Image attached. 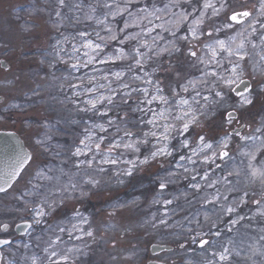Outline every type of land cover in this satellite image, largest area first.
I'll use <instances>...</instances> for the list:
<instances>
[{"label": "rangeland", "instance_id": "obj_1", "mask_svg": "<svg viewBox=\"0 0 264 264\" xmlns=\"http://www.w3.org/2000/svg\"><path fill=\"white\" fill-rule=\"evenodd\" d=\"M250 1L240 0L241 5L236 9L254 10L258 0ZM149 2L163 8L168 0H140L139 6L142 7ZM77 3L83 5V10L80 12L72 8V5ZM103 3L104 0H99V4L97 0H66L68 6L63 9V14L69 18V21H66L64 27L57 30L48 23L50 13H53L56 6L55 0H0V65H2V61L7 64V67H0V131L17 133L23 139L31 155L34 156L23 174L14 182V187L7 192H0V225L5 223L9 225L7 231L0 230V237L12 239V243L3 249L1 264H33L34 257L36 264H48L46 259L48 253L45 249L48 247L49 239H55L54 233L59 234L58 226L69 228L70 223L78 224L85 231H92L94 234L93 237H87L82 236L80 232H74L72 239H69L67 234H61L63 243L59 245L60 249H79L73 254L74 264H158L161 259L165 260L167 264H204V261L210 257V253L218 250V246L213 248L209 245L205 251L200 249L197 244L189 243L187 239L186 228L189 225L186 223L185 217L191 219L193 216H197L202 220L205 212L212 213L211 206L202 203L205 191L195 192L191 187L193 183L201 182L199 176L196 181L191 179L192 175H195V172L192 171L193 168L200 173L209 171L210 178L216 179L236 168L246 171L248 158L241 154L242 150H261L260 140L244 142L234 137L230 144L232 159L217 160V163L221 164V169H217L214 164L209 168L208 164L203 163L202 158L192 157L197 161L195 165L187 161H180L181 155L190 156L191 151L181 147L184 137L176 136L171 140V146L176 149L172 156L160 157L146 165H139L131 176L122 178V175H116L117 172L122 173L129 166L124 164L100 165L99 158L91 168L84 165L77 167L78 161L84 157H72L71 151L83 138L84 129L96 123H105V121L95 112L79 111L78 108L83 109L87 106L85 102L89 96L75 97L71 89L67 87L61 89L59 87L61 80H53V76L62 78L68 77L71 73L73 76L83 77L87 80L90 75L99 77L101 74L110 75L111 72L120 71L124 68L125 62L108 65L94 64L88 68H82L78 72H72L63 62L56 64L55 69H51L47 62L41 64L40 58L49 53H52L54 57L52 46L57 41L63 42L65 37H67V43H62V46L70 52L73 44L79 46L81 42L77 33L99 31L100 26L94 20H85L84 16L90 12L89 5H93L97 7L95 15L102 19V13L107 11L101 7ZM41 9H46V11H40ZM174 11H179V9H174ZM226 15L227 13H222L219 18L212 17L208 21V26L222 24ZM75 16L80 17L79 23L71 20ZM208 16L211 17L210 10ZM51 18L54 19V14ZM127 19L125 14L123 17H117L116 22L122 26L123 20ZM25 28L30 30L25 31ZM257 28L259 30V25ZM131 31H138V29H131ZM101 35L104 33L102 32ZM164 35L167 36V33ZM215 35L220 39H227L229 36H234L235 31L224 30ZM258 35L259 31L257 36L253 37L257 44H259ZM135 43L134 41L129 42L126 45V50H131ZM119 47L121 45L118 42L112 41L105 54L111 55L113 50ZM248 51L250 57L246 58L244 66L247 76L243 79L249 81V86L255 96V103L248 106L243 112V120L255 128L264 117V76H261L259 71H253V64L259 60L260 48L252 49L249 46ZM64 59H67V56ZM218 59H221L223 67L230 69L231 66L223 57H218ZM169 62L181 72V77L178 78L173 71L158 70L153 73V79H158L161 82L160 86L165 89L166 95L170 94V89L182 92L180 86L185 83V79H197L204 68L203 65L193 66L194 61L181 54H176L173 57L165 54L160 58V68H167ZM156 67V63L149 62L145 65L144 70L151 72ZM94 68L97 70L96 72L93 71ZM72 82L76 83L77 81ZM100 82L104 83L103 80ZM34 91L38 94H33ZM191 92L192 89H189V93ZM189 93H182V95L191 100ZM105 94L107 93L105 92ZM203 94L207 95L208 93L205 91ZM232 96V103H235L239 97L235 93H232ZM135 99L134 94L128 105L120 104L109 113V116L115 118L117 113L123 115V112H128L127 127L133 132L141 130L146 132L151 128V125L146 127L145 124L139 122L151 119V114L146 111L143 113L131 111L137 106ZM172 99L178 100L179 97ZM71 100H78V105H74ZM16 105L20 107L17 108ZM148 107L159 110L156 104ZM160 108H163V105ZM248 114L255 115L257 119H249ZM120 127L124 128L125 125L120 124ZM224 130L225 126L219 116L208 121L204 129L210 138L217 140L222 137ZM249 130L251 129L245 128L242 135ZM45 132L52 137L49 141V151H44L35 144V141L41 138ZM200 132L201 129L194 127L186 135L192 141ZM113 133L114 129H109V140ZM257 135L260 134L257 133ZM156 144L157 141L150 138L148 144L140 145L139 153L127 152L121 159L135 160L139 156L142 160L155 150ZM192 147H195V144ZM91 156L92 153H88V158ZM257 161L264 163V155L257 157ZM177 163L184 164L189 171L185 173L178 169ZM97 165L102 166L105 172H99ZM39 169L46 170L47 175L53 179L49 181L37 177L35 173ZM88 176L97 179L100 182L99 185L85 184ZM164 179L171 182L166 189L161 190L159 183ZM230 179L233 180V183L239 181L238 186L240 187L247 184L245 175L232 176ZM72 183L77 184L87 194L79 196L78 193H72L76 196L75 199H65L63 204H58L55 211L46 218V222L28 230L29 235L18 234L14 230L15 225L21 222V217L28 216L22 210V203L18 199L26 188L31 190L33 185H42L40 191L48 195L50 199L58 201L62 196L61 189L67 188L71 193L70 184ZM219 187L220 191L224 192V186L219 185ZM248 187L250 192H255L257 195L249 198L247 206H241L239 215L250 219L246 218L234 226L229 225L231 227V231H229L225 226L229 217L224 216L222 218L224 222L219 223L221 236L206 237L217 241L218 244L225 245L231 239L234 244L238 245L242 256H234L233 264H251V261L243 259V253L247 252L248 245L258 240L260 235H264V232L261 231L264 229V218L254 215L256 206L251 203L252 198L260 197L261 186L256 184ZM206 191L210 194L214 190L207 189ZM27 199L31 201L33 198L27 197ZM154 199H169L173 200V203L171 205L154 203ZM73 209H78L88 220V223L80 224L78 220L72 219ZM130 212L135 214L134 219L127 221L128 217L126 218L125 215ZM153 215L157 217V220L167 219L171 226L153 228L150 223H145L150 221ZM213 218L215 219V217ZM231 218L235 219L236 217L233 215ZM123 222L125 224H120ZM181 225L184 227L182 228ZM207 230V225H205L204 231ZM215 230L213 229V232ZM118 232L128 233L122 237L118 236L124 243L123 246L118 245V240L112 237ZM76 236L82 238L77 240ZM155 243L172 245L174 248L153 254L151 245ZM179 243H184L185 247L180 248ZM261 243L264 244V241ZM254 259L260 261L264 258L257 256Z\"/></svg>", "mask_w": 264, "mask_h": 264}, {"label": "snow or ice", "instance_id": "obj_2", "mask_svg": "<svg viewBox=\"0 0 264 264\" xmlns=\"http://www.w3.org/2000/svg\"><path fill=\"white\" fill-rule=\"evenodd\" d=\"M55 3L56 6L53 13H50L48 23L51 27L59 30L64 27L66 21H69V18L63 14V9L68 5L66 0H55ZM97 3L99 4V0ZM139 5L140 0H104L101 7L107 11L102 13V19L95 15L97 7L89 5L90 12L85 14L84 19L94 20L100 26V30H94V33L87 31L77 33L81 42L79 46L73 44L70 52L62 46V43H67V37H65L63 42L57 41L52 46L54 57L52 53H49L40 58V63L47 62L51 69H55L56 64L63 62L72 72H78L82 68H88L94 64L108 65L125 62L124 68L120 71L111 72L110 75L101 74L99 77L90 75L87 80L83 77L73 76L71 73L68 77L53 76V80H61L59 84L61 89L65 87L71 89L75 97L89 96L85 102L87 106L83 109L78 108L79 111L95 112L105 121V123H96L84 129V136L71 151V156L84 157L78 161L77 167L84 165L91 168L97 158L100 160V165L124 164L129 167H126L122 173L117 172L116 175L131 176L139 165H146L160 157L172 156L176 149L171 146V140L176 136H182L184 139L181 141V147L190 149L191 155H181L180 161H187L195 165L197 161L192 157H197L198 159L202 158L203 163L208 164L209 168L214 164L217 169H221V164L217 163V160L232 159L230 144L234 137L244 142L260 140L261 150H242L241 152L248 158L246 171L236 168L224 176L211 179L209 171L200 173L196 172L195 168L192 170L195 175H192L191 179L196 181L199 176L201 182H195L191 187L195 192L205 191L202 203L211 206L212 213L205 212L202 220L197 216H193L191 219L185 217L186 223L189 225L186 228L188 242L197 244L200 249L205 251L209 245L213 248L218 246V250L212 251L204 264H233L234 256H242L239 246L234 244L231 239L225 245L218 244L217 241L206 237L221 236L219 223L224 222L222 219L224 216L229 217L225 224L229 231H231L229 225L234 226L246 218L250 219L239 215L241 206H247L249 198L257 195L255 192H250L249 185L259 184L261 186L260 197L252 198L251 203L256 206L254 215L264 218V163L257 161V156L264 154V117L255 128H252L251 124L245 123L243 112L248 106L255 103V96L250 86H247L244 92L237 90L240 84L245 83L243 78L247 76L244 66L246 58L250 57L249 46L252 49L260 48L259 60L253 64V71H259L260 75L264 76V22H262L264 20V0H258L254 10L246 8L237 10L232 7L231 0H168L163 8L157 7L152 2L145 3L142 7ZM72 8L80 12L83 10V5L73 4ZM174 9H179V11H174ZM209 10L211 17L208 16ZM40 11H46V9ZM222 13H227L222 24L208 26V21L212 17L219 18ZM52 14H54V19L51 18ZM125 14L128 19L123 20L121 26L116 22V18L123 17ZM71 20L79 23L80 17L75 16ZM257 25H259V30ZM131 29H138V31H131ZM24 30L29 31L30 29L25 28ZM224 30H234L235 35L229 36L227 39H220L215 35ZM258 31L259 44L253 40ZM102 32L104 35H101ZM153 33L155 35H152ZM164 33H167V36ZM112 41L118 42L121 47L114 49L111 55H106V49ZM133 41L136 42L135 45L131 50H126V45ZM165 54L169 57L181 54L192 59L193 66L203 65L200 77L185 79V83L180 86L182 92L170 89V94L166 95L165 89L160 86L161 82L158 79H153V73L158 70L173 71L178 78L182 74L173 67L171 62L167 68H160V58ZM65 56L67 59H64ZM50 57L51 59H49ZM218 57H223L231 66L230 69L223 67L222 61ZM149 62L157 64V67L153 68L151 72L144 70L145 65ZM0 67H4V65H0ZM93 71L97 70L94 68ZM101 80L104 83H101ZM72 81L77 82L73 83ZM189 89H192L191 93H189ZM205 91L208 93L207 95L203 94ZM182 93H189L191 100L184 98ZM232 93L239 97L235 103H232ZM33 94L38 93L34 91ZM134 94L137 106L131 111L142 113L146 111L151 114V119L139 122L145 124L146 127L151 125V128L146 132L142 130L133 132L127 127L128 112H123V115L117 113L115 118L109 116V113L120 104L128 105ZM175 97H179V99H172ZM71 102L78 105V100H71ZM153 104H156L159 110L148 107ZM161 105L163 108H160ZM15 107L19 108L20 106L16 105ZM217 116L221 118L222 124L225 126L224 133L218 140L210 138L204 131L208 121L216 119ZM120 124H124L125 127L121 128ZM194 127L201 129V132L197 133L196 138L190 141L186 134H189ZM245 128H250L251 132L242 135ZM109 129H114L111 140L108 137ZM51 138V135L45 132L41 138L35 141V144L44 151H49ZM150 138H154L157 144L155 150L151 151L144 159L141 160L139 156L135 160L121 159L127 152L139 153L140 145L148 144ZM193 144L195 147H192ZM88 153H92L91 158H88ZM33 159L34 156L30 154L18 155L11 170L4 176H0V181H2L0 192L12 189L15 178L23 174L26 166ZM100 165H97L98 171L105 172V169ZM177 168L185 173L189 171L182 163H177ZM35 175L49 181L53 179L47 175V171L44 169L37 170ZM241 175L246 176L247 184L244 187L238 186L239 181L233 183V180L230 179L232 176L240 177ZM170 182L166 179L161 180L159 188L166 189ZM84 183L98 186L100 182L93 176H88ZM219 185L224 186V192L220 191ZM42 187L39 184L33 185L31 190L26 188L18 197L22 203V210L28 216L21 217V223L15 226L24 230L26 235L30 234L28 230L33 229L35 225L46 222V218L55 211L58 204H63L65 199H75L76 196L72 193H78L79 196L87 194L77 184L72 183L70 184L71 193L67 188L61 189L62 196L57 201L50 199L48 195L40 191ZM207 189L214 191L209 194ZM27 197L33 199L30 201ZM174 199L176 198L174 197ZM153 202L171 205L173 200L154 199ZM233 215H235V219L231 218ZM72 219L78 220L80 224L88 223V220L78 209H73ZM145 223H150L153 228L171 226L167 219L157 220L155 215ZM205 225H207V231H204ZM181 227L184 226L181 225ZM8 228L7 223L0 225V230L7 231ZM213 229H216L215 232ZM261 231L264 232V229ZM74 232H80L82 236L87 237L94 235L92 231H85L78 224L70 223L69 228L58 226L59 234L54 233L55 239H49L48 247L45 249L48 253L46 258L48 264H74L73 254L79 249L59 248V245L63 243L61 234H67L69 239H72ZM75 238L80 240L82 237L76 236ZM262 241H264V235H260L258 240L248 245L247 252L243 253V259L251 261V264H264V259L260 261L254 259L257 256L264 258ZM11 243L12 241L9 239H0V246ZM159 247L163 249V245ZM179 247L183 249L185 244L179 243ZM33 264H36L35 257ZM160 264H167V262L161 259Z\"/></svg>", "mask_w": 264, "mask_h": 264}, {"label": "water", "instance_id": "obj_3", "mask_svg": "<svg viewBox=\"0 0 264 264\" xmlns=\"http://www.w3.org/2000/svg\"><path fill=\"white\" fill-rule=\"evenodd\" d=\"M2 65H4V67H7V64L4 61H2ZM247 86H249V81L245 80V83L240 84L237 90L244 92ZM24 154L31 155V152L28 150L24 141L17 133H15L14 131H0V176H4L11 170L18 155ZM17 178H15V180ZM0 183H2V181H0ZM15 230L18 234H24V230L22 229H18L15 227ZM0 239L11 240L10 238ZM153 245H156V247H153ZM153 245H151V251L153 254L172 249V245L168 244L163 245L160 243H155ZM160 245H163V249L159 247ZM4 246L6 245L0 246V264L3 258L2 247Z\"/></svg>", "mask_w": 264, "mask_h": 264}, {"label": "bare ground", "instance_id": "obj_4", "mask_svg": "<svg viewBox=\"0 0 264 264\" xmlns=\"http://www.w3.org/2000/svg\"><path fill=\"white\" fill-rule=\"evenodd\" d=\"M248 115H249V119H252V120H256L257 119V117L255 115H252V116H250V114H248ZM220 120H221V118H220ZM249 132H251V130H249L246 134H249ZM261 155H264V154H259L257 157H261ZM124 177H125V175H122V178H124ZM134 215L135 214L132 213V212H130L127 215H125L126 218L128 217L127 221L130 220V219H134V217H133ZM117 219H119V217H117ZM124 219H125V217H124ZM127 221H125V222H127ZM125 222L120 223V224H125ZM127 234H128L127 232H125V233L118 232V233L113 234L112 237L113 238H116V240H118V243H119L118 245L123 246L124 243L122 242V240L118 236H121L122 237L123 235H127Z\"/></svg>", "mask_w": 264, "mask_h": 264}, {"label": "flooded vegetation", "instance_id": "obj_5", "mask_svg": "<svg viewBox=\"0 0 264 264\" xmlns=\"http://www.w3.org/2000/svg\"><path fill=\"white\" fill-rule=\"evenodd\" d=\"M243 1H248V0H243ZM252 1V0H251ZM250 1V2H251ZM231 4H232V7L233 8H236V7H238V6H240L241 5V3H240V0H231ZM250 4V3H249ZM251 5V4H250ZM239 8H241V7H239ZM238 9V8H237Z\"/></svg>", "mask_w": 264, "mask_h": 264}]
</instances>
